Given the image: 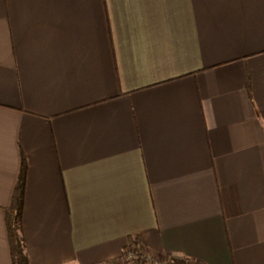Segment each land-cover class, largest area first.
<instances>
[{"label": "crops", "instance_id": "0c3cea01", "mask_svg": "<svg viewBox=\"0 0 264 264\" xmlns=\"http://www.w3.org/2000/svg\"><path fill=\"white\" fill-rule=\"evenodd\" d=\"M23 164L29 264H264V0H0V264Z\"/></svg>", "mask_w": 264, "mask_h": 264}, {"label": "trees", "instance_id": "16d2710c", "mask_svg": "<svg viewBox=\"0 0 264 264\" xmlns=\"http://www.w3.org/2000/svg\"><path fill=\"white\" fill-rule=\"evenodd\" d=\"M25 180L26 167L25 164H23L17 181V185L13 193L11 206L7 209L6 217L13 264H29L27 255L25 253L24 239L21 233L25 197ZM138 254L140 257L137 262L144 259L143 254L145 253L138 250Z\"/></svg>", "mask_w": 264, "mask_h": 264}, {"label": "rangeland", "instance_id": "374dc122", "mask_svg": "<svg viewBox=\"0 0 264 264\" xmlns=\"http://www.w3.org/2000/svg\"><path fill=\"white\" fill-rule=\"evenodd\" d=\"M138 249H135V247H129L125 253L123 254V257L120 259V261L116 264H188L185 260L181 259H175L172 260V258L169 259H157L154 257H151L150 255L148 256L147 254L144 255V259L142 261L137 262V257H136V251ZM132 251L133 257L130 258L129 252Z\"/></svg>", "mask_w": 264, "mask_h": 264}, {"label": "built area", "instance_id": "2783aa9c", "mask_svg": "<svg viewBox=\"0 0 264 264\" xmlns=\"http://www.w3.org/2000/svg\"><path fill=\"white\" fill-rule=\"evenodd\" d=\"M135 249H136V248H135ZM136 253H137V254H136V257H137V259H138V258L140 257L139 254H138V250L136 251ZM129 254H130V255H129L130 258H132L134 253H133L132 251H130ZM147 255H148V254H147ZM148 256H149V255H148Z\"/></svg>", "mask_w": 264, "mask_h": 264}]
</instances>
